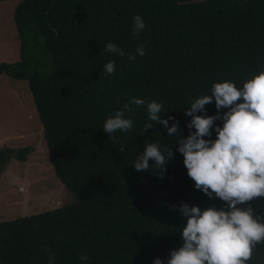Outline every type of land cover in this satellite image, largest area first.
<instances>
[{
	"label": "trees",
	"instance_id": "1",
	"mask_svg": "<svg viewBox=\"0 0 264 264\" xmlns=\"http://www.w3.org/2000/svg\"><path fill=\"white\" fill-rule=\"evenodd\" d=\"M136 14L147 25L139 37L132 32ZM14 21L20 60L0 63V75L28 84L51 167L73 201L1 221L0 264H48L45 246L56 264H153L156 257L166 264L183 244L180 203L204 209L224 202L194 187L163 125L143 130L147 101L163 102V117L174 116L186 136L191 117L183 111L210 95L214 81L242 86L264 70V0H19ZM108 42L126 55L105 51ZM141 43L145 55L129 60ZM110 59L113 74L104 70ZM133 96L146 100L125 113L133 128L109 136L104 121ZM205 108L217 111L215 101ZM150 142L172 147L166 172L133 167ZM31 151L6 148L0 161L24 162ZM240 206L264 216V197ZM248 264H264V243Z\"/></svg>",
	"mask_w": 264,
	"mask_h": 264
},
{
	"label": "clouds",
	"instance_id": "2",
	"mask_svg": "<svg viewBox=\"0 0 264 264\" xmlns=\"http://www.w3.org/2000/svg\"><path fill=\"white\" fill-rule=\"evenodd\" d=\"M132 23L133 35L139 37L147 27L143 17L136 14ZM105 51L119 57L126 55L113 42L106 44ZM137 55H145L143 43L134 53H127L129 60H135ZM116 67L115 60L110 59L104 70L113 74ZM210 91V95L194 98L183 111L185 117H191L186 136L179 131V121L174 116L163 117L167 112L163 102L147 101L149 122L143 130L153 127L152 122L163 125L169 137L176 141V151L183 155V164L195 182L194 187L209 198L224 202L219 208L213 205L204 209L180 203L179 210L186 217L179 233L183 244L170 251L166 264H248L256 245L264 243V216L255 214L250 206H240L253 198L264 197V70L250 74L242 86L231 79L214 81ZM213 101L216 113L206 114L205 105ZM145 103L144 98L131 97L129 103L106 118L103 131L110 136L118 130H131L133 118L125 113L132 111L131 105ZM217 120L222 124H215ZM213 131L215 139H212ZM173 154L172 147L150 142L136 156L133 167L138 172L149 169L166 172L163 166ZM43 251L49 253L48 264H56L47 246ZM80 260L86 262L87 254L82 253ZM153 264H165V260L156 257Z\"/></svg>",
	"mask_w": 264,
	"mask_h": 264
},
{
	"label": "rangeland",
	"instance_id": "3",
	"mask_svg": "<svg viewBox=\"0 0 264 264\" xmlns=\"http://www.w3.org/2000/svg\"><path fill=\"white\" fill-rule=\"evenodd\" d=\"M18 2H0V63L20 60L14 21ZM27 147L32 151L24 162L0 161V222L50 211L73 201L51 167L28 84L0 75V151Z\"/></svg>",
	"mask_w": 264,
	"mask_h": 264
}]
</instances>
